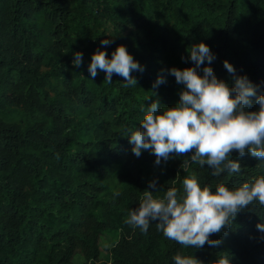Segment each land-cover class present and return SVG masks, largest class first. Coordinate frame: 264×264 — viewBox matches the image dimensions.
I'll return each instance as SVG.
<instances>
[{
  "label": "trees",
  "instance_id": "16d2710c",
  "mask_svg": "<svg viewBox=\"0 0 264 264\" xmlns=\"http://www.w3.org/2000/svg\"><path fill=\"white\" fill-rule=\"evenodd\" d=\"M201 42L216 59L199 75L210 66L230 87L247 76L264 95V0H0V264H77L75 256L79 264H174L177 254L200 264H264L256 227L264 206L256 202L210 237L222 241L214 247L184 248L155 222L147 233L125 223L143 191H155L153 180L162 198L193 172L213 192L264 176V161L248 153H231L240 173L212 176L207 166L181 168L185 156L156 165L149 151L132 152L128 138L148 106L179 102L184 86L167 70L194 67L187 50ZM121 45L144 69L132 72L136 85L116 74L107 83L99 70L93 79L92 55L99 49L111 59ZM161 74L165 83L154 88ZM254 101L248 111L258 110ZM109 234L116 238L103 260L100 240Z\"/></svg>",
  "mask_w": 264,
  "mask_h": 264
},
{
  "label": "clouds",
  "instance_id": "9594fccd",
  "mask_svg": "<svg viewBox=\"0 0 264 264\" xmlns=\"http://www.w3.org/2000/svg\"><path fill=\"white\" fill-rule=\"evenodd\" d=\"M111 43L109 39L101 41L104 47ZM187 52V59L194 67L167 70L177 84L184 86L179 93V102L160 111L158 100L148 106L140 127L128 138L134 145L133 154L139 158L142 151H149L156 157V165L162 161L166 163L173 156H185L181 168L207 166L212 169V176H220L226 171L230 175L240 173V163L230 159L233 151L240 157L248 153L252 158L264 161V95H257L247 76L235 77L234 67L226 60L224 68L235 77L233 86L218 80L210 66H204L203 75H199L197 69L205 61L211 65L216 59L205 43L194 44ZM82 55L74 53L75 67L81 65ZM98 70L105 73V82L112 83L113 74H116L126 81L125 86H129L137 83L132 72L144 69L121 45L112 53L111 59L106 51L99 49L92 55L88 71L93 79ZM163 83V74L158 75L153 87ZM253 97L258 110L248 111ZM157 183V180L149 182L148 187L155 191H143L138 207L129 211L125 223L147 233L155 222L157 231L184 248L220 245L222 241L210 237L230 229L237 214L254 202L264 206V176L234 190L219 184L213 192L209 186L202 187L193 172L183 179L182 189L172 187L162 198H154L153 193L161 190L157 189ZM256 227L264 232V223ZM173 259L174 264H200L192 255L177 254ZM219 264H230V260L222 258Z\"/></svg>",
  "mask_w": 264,
  "mask_h": 264
},
{
  "label": "rangeland",
  "instance_id": "374dc122",
  "mask_svg": "<svg viewBox=\"0 0 264 264\" xmlns=\"http://www.w3.org/2000/svg\"><path fill=\"white\" fill-rule=\"evenodd\" d=\"M116 238L115 234H109L108 236H103L100 240V246L102 248L101 252V259L105 260L109 257V254L107 252V249L111 247L112 243L114 242ZM74 261L79 264L80 262L83 261V259L80 256H75Z\"/></svg>",
  "mask_w": 264,
  "mask_h": 264
}]
</instances>
